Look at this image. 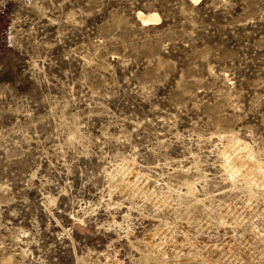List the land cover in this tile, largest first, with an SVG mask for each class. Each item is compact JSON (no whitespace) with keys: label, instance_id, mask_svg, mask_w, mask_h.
<instances>
[{"label":"rangeland","instance_id":"rangeland-1","mask_svg":"<svg viewBox=\"0 0 264 264\" xmlns=\"http://www.w3.org/2000/svg\"><path fill=\"white\" fill-rule=\"evenodd\" d=\"M0 264H264V0H0Z\"/></svg>","mask_w":264,"mask_h":264},{"label":"bare ground","instance_id":"bare-ground-1","mask_svg":"<svg viewBox=\"0 0 264 264\" xmlns=\"http://www.w3.org/2000/svg\"><path fill=\"white\" fill-rule=\"evenodd\" d=\"M193 2H195V3H197V2H199L200 0H192ZM146 17V16H145ZM151 19H150V17H148V18H144L143 19V21L144 22H149Z\"/></svg>","mask_w":264,"mask_h":264}]
</instances>
